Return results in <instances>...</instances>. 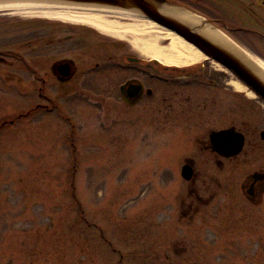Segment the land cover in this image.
I'll return each instance as SVG.
<instances>
[{
	"label": "rangeland",
	"instance_id": "obj_1",
	"mask_svg": "<svg viewBox=\"0 0 264 264\" xmlns=\"http://www.w3.org/2000/svg\"><path fill=\"white\" fill-rule=\"evenodd\" d=\"M170 1L209 19L250 56L264 60L263 0ZM0 33L3 49L13 45L20 53L27 50L18 45L39 33L71 36L61 49L68 56L77 53L76 44H106L147 59L131 38L78 22L0 12ZM189 67L186 77L150 69L145 77L150 84V72L160 75L163 93L177 109L188 108L175 96L189 92L182 81L193 75L226 76L228 87L236 80L215 61ZM2 92L0 110L27 106L26 84H4ZM243 96L250 101L244 116L252 120L255 110L264 120V102ZM169 101L163 104L161 131L150 102L145 113L132 109L129 122L123 123L116 110L120 125L111 116L102 127L95 107L84 101L78 108L83 128L74 132L82 134L83 142L75 147L58 142L62 135L55 141L43 118L35 125L22 120L0 131V264H264V203L245 201L236 174L228 173L219 185L208 180L212 191L197 189L207 202L195 204L198 210L191 218L190 212L182 213L179 203L189 199L188 183L174 157L184 151L193 132L188 117L180 119L168 109Z\"/></svg>",
	"mask_w": 264,
	"mask_h": 264
},
{
	"label": "flooded vegetation",
	"instance_id": "obj_2",
	"mask_svg": "<svg viewBox=\"0 0 264 264\" xmlns=\"http://www.w3.org/2000/svg\"><path fill=\"white\" fill-rule=\"evenodd\" d=\"M2 36L0 33V97L4 84L22 88L26 84L29 100L27 106L18 110H0V131L18 126L22 120L35 125L43 118L46 130L54 135L55 141L62 135L64 139L58 142L75 147L77 141L80 145L83 142L82 134L75 133L83 128V114L78 108L84 101L95 107L102 127L108 126L111 116H114V123L120 125L121 113L123 123L129 122L132 109L145 113L146 104L150 102L156 106L157 125L161 131L163 104L170 100L168 109L175 111L180 119L188 117V129L193 132L184 151L174 157L180 162V177L188 183L186 195L189 199L184 198L179 203L181 209L184 208L182 213L186 216L190 212L191 218L198 206L207 202L198 190L202 187L212 191L213 184L208 180L219 185L220 179L230 177L228 173L239 177L240 191L248 204L260 206L264 203V120L258 118L254 109L252 120L244 116L245 105L249 107L250 101L232 85L228 87L230 81L226 76L193 75L189 81H182L189 86V92L175 97L188 108L177 109L172 98L163 93V78L154 77L153 72L163 75L171 71L181 74L176 77H182L192 72L191 65H163L154 59L132 55L121 47L109 49L106 44L101 48L76 44L77 53L68 56L61 49L72 39L69 35L62 38L34 34L28 43L18 45L27 50L20 53L13 45L4 50ZM149 69L153 71L148 76L152 78L150 84L145 77ZM198 85L204 90H197ZM221 130H226L223 136L212 137L214 132ZM184 168L190 172L189 179L182 176ZM175 197L178 199L179 193Z\"/></svg>",
	"mask_w": 264,
	"mask_h": 264
},
{
	"label": "bare ground",
	"instance_id": "obj_3",
	"mask_svg": "<svg viewBox=\"0 0 264 264\" xmlns=\"http://www.w3.org/2000/svg\"><path fill=\"white\" fill-rule=\"evenodd\" d=\"M173 9V12L178 16L189 20L191 23L200 19L198 15L188 10ZM0 12L37 15L62 21L78 22L92 26L104 34L131 38V42L137 46L143 57L157 60L163 65L187 66L208 59L193 44L187 42L174 31L130 10L60 4L45 0H21L0 3ZM208 32L219 40L224 39L219 36L220 32L215 29L209 27ZM247 56L264 72V60L254 55L250 56L248 53ZM232 85L247 96L256 97L239 80H234Z\"/></svg>",
	"mask_w": 264,
	"mask_h": 264
},
{
	"label": "water",
	"instance_id": "obj_4",
	"mask_svg": "<svg viewBox=\"0 0 264 264\" xmlns=\"http://www.w3.org/2000/svg\"><path fill=\"white\" fill-rule=\"evenodd\" d=\"M21 0H0V3ZM56 3H65L78 6L95 8H113L130 10L134 13L145 16L152 21L174 31L187 42L193 44L205 56L219 63L231 71L237 79L244 84L255 95L264 102V72L247 56L244 49L231 41L224 33L213 27L209 19L200 17L197 22L178 16L173 8L185 9L181 5L170 0H45ZM209 27L219 31V40L209 34ZM224 35V36H223ZM235 45H234V44ZM226 130L214 132L213 138L221 137ZM215 136V137H214ZM182 176L190 178V172L184 168Z\"/></svg>",
	"mask_w": 264,
	"mask_h": 264
}]
</instances>
